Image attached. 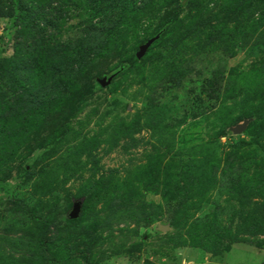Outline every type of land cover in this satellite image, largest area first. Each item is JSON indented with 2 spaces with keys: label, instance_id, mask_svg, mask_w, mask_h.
Segmentation results:
<instances>
[{
  "label": "rangeland",
  "instance_id": "rangeland-1",
  "mask_svg": "<svg viewBox=\"0 0 264 264\" xmlns=\"http://www.w3.org/2000/svg\"><path fill=\"white\" fill-rule=\"evenodd\" d=\"M0 264H264V0H0Z\"/></svg>",
  "mask_w": 264,
  "mask_h": 264
},
{
  "label": "water",
  "instance_id": "water-1",
  "mask_svg": "<svg viewBox=\"0 0 264 264\" xmlns=\"http://www.w3.org/2000/svg\"><path fill=\"white\" fill-rule=\"evenodd\" d=\"M151 42H152V39L149 40L145 45H143V46L140 47L138 53L136 54V57L137 58H139V57H141L143 55L145 49L149 46V44ZM241 130H242V127H236V128L233 129V132L237 134V133H240ZM78 210H79L78 205H75L74 208H73V210L70 213V217L71 218H75L77 216V214H78ZM160 229H164V228L160 227Z\"/></svg>",
  "mask_w": 264,
  "mask_h": 264
}]
</instances>
